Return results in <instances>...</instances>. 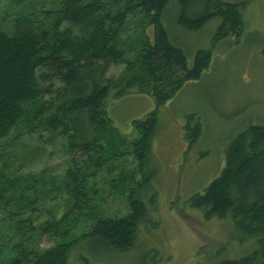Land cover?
Wrapping results in <instances>:
<instances>
[{"label":"trees","instance_id":"trees-1","mask_svg":"<svg viewBox=\"0 0 264 264\" xmlns=\"http://www.w3.org/2000/svg\"><path fill=\"white\" fill-rule=\"evenodd\" d=\"M33 1L27 6L26 0H20L13 15L0 22V140L24 121L28 134L45 132L48 143L64 140L68 161L61 176L47 177L44 171L8 165L7 156L0 153V264H72L70 253L84 238L129 251L147 213L138 188L125 196L128 213L109 217L100 205L101 188L90 182L105 170L114 172L119 158L106 100L131 90L154 99V109L133 121L139 133L132 150L135 170L143 169L158 109L186 82L200 78L211 61L210 50L200 48L188 66L175 36L201 30L214 18H220L214 36L239 35L241 4ZM135 17H139V32L134 39L126 33ZM148 25L153 26L152 41L143 31ZM115 65H121V71L107 76ZM187 120L185 137L191 143L200 133V123L190 125L191 118ZM37 157L34 153L31 159ZM128 180H118L121 192ZM189 204L205 219L228 218L242 238L255 243L241 257L222 255L209 264H264V125L249 124L228 143L220 173L202 193L193 194ZM88 223L89 231L78 235ZM43 238L56 243L41 249Z\"/></svg>","mask_w":264,"mask_h":264},{"label":"rangeland","instance_id":"rangeland-1","mask_svg":"<svg viewBox=\"0 0 264 264\" xmlns=\"http://www.w3.org/2000/svg\"><path fill=\"white\" fill-rule=\"evenodd\" d=\"M227 1L241 4L239 35L214 36L220 23V18H214L201 30L175 36L187 55L188 66L200 48L210 50L211 61L200 78L186 82L158 109L150 151L141 170H135L132 153L133 142L139 137L133 121L144 119L154 109V99L136 90L120 98H107L106 111L116 128L119 158L114 172L105 170L90 182L101 188L104 215L125 216L129 211L125 196L135 188L147 213L133 249L116 251L84 238L70 253L72 264H209L213 257H241L256 247L253 239L236 232L228 218L205 219L189 204L190 197L202 193L220 173L228 143L249 124L264 125V0ZM19 2L0 0V22L13 15ZM32 2L26 0L25 4ZM138 20L131 19L127 37H137ZM143 31L152 41L153 26ZM121 69V65L112 66L107 76H116ZM188 118L190 125L200 123V133L191 143L184 129ZM24 130L23 121L0 140V153L7 156V164L24 171H44L47 177L61 176L68 161L64 140L48 143L47 133L37 136ZM34 153L38 156L35 160L31 159ZM130 174L134 176L128 180ZM118 180H128L122 192ZM89 223L77 234L88 232ZM55 243L43 238L40 248Z\"/></svg>","mask_w":264,"mask_h":264}]
</instances>
